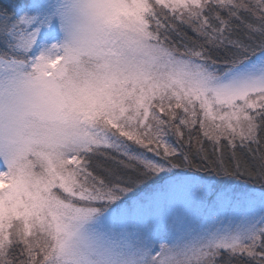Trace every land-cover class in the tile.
<instances>
[{
	"label": "snow or ice",
	"instance_id": "snow-or-ice-1",
	"mask_svg": "<svg viewBox=\"0 0 264 264\" xmlns=\"http://www.w3.org/2000/svg\"><path fill=\"white\" fill-rule=\"evenodd\" d=\"M0 264H264V0H0Z\"/></svg>",
	"mask_w": 264,
	"mask_h": 264
}]
</instances>
